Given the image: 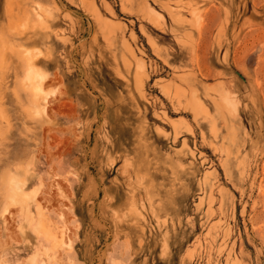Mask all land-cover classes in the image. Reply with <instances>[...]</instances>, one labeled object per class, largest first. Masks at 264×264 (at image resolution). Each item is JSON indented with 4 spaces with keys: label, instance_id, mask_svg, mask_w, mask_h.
<instances>
[{
    "label": "rangeland",
    "instance_id": "374dc122",
    "mask_svg": "<svg viewBox=\"0 0 264 264\" xmlns=\"http://www.w3.org/2000/svg\"><path fill=\"white\" fill-rule=\"evenodd\" d=\"M0 263L264 264V0H0Z\"/></svg>",
    "mask_w": 264,
    "mask_h": 264
},
{
    "label": "bare ground",
    "instance_id": "6f19581e",
    "mask_svg": "<svg viewBox=\"0 0 264 264\" xmlns=\"http://www.w3.org/2000/svg\"><path fill=\"white\" fill-rule=\"evenodd\" d=\"M32 66L29 67V79H30V84H38L40 83V78H39V72L33 67L34 64H31ZM17 187V186H16ZM18 193V189L15 187H12L11 189V198H15L16 194ZM53 237V236H52ZM2 264V263H0Z\"/></svg>",
    "mask_w": 264,
    "mask_h": 264
}]
</instances>
